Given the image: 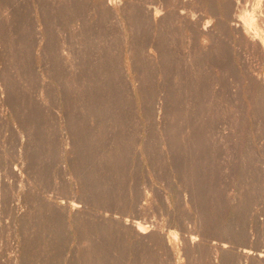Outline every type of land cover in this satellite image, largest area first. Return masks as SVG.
I'll list each match as a JSON object with an SVG mask.
<instances>
[{
	"label": "rangeland",
	"instance_id": "rangeland-1",
	"mask_svg": "<svg viewBox=\"0 0 264 264\" xmlns=\"http://www.w3.org/2000/svg\"><path fill=\"white\" fill-rule=\"evenodd\" d=\"M102 1L0 0V264H264V0Z\"/></svg>",
	"mask_w": 264,
	"mask_h": 264
},
{
	"label": "bare ground",
	"instance_id": "bare-ground-1",
	"mask_svg": "<svg viewBox=\"0 0 264 264\" xmlns=\"http://www.w3.org/2000/svg\"><path fill=\"white\" fill-rule=\"evenodd\" d=\"M53 1V0H52ZM84 1V0H83ZM102 1V0H101ZM185 1V0H184ZM191 1V0H190ZM239 1V0H238ZM259 1V0H258ZM74 2V1H73ZM103 2V1H102ZM123 1H121V3H122ZM147 2V1H146ZM254 2H256V1H254ZM79 3V2H78ZM83 3V2H82ZM234 3V2H233ZM242 3V2H241ZM95 4V3H94ZM93 4V5H94ZM140 4V3H139ZM148 4V3H147ZM147 4H145V5H147ZM187 4V3H186ZM263 4V3H262ZM87 5V4H86ZM101 5V4H100ZM128 5V4H127ZM144 5V4H143ZM142 5V6H143ZM155 5V4H154ZM218 5V4H217ZM239 5V4H238ZM237 5V6H238ZM256 5V4H255ZM103 6V5H102ZM105 6L107 7V9L109 10V11H112V12H114V13H117L118 12V9H119V7L121 6L120 5V2L118 1V0H106V2H105ZM105 6H103V7H105ZM132 6V5H131ZM140 6H141V4H140ZM182 6V5H181ZM231 6V5H230ZM91 7V6H90ZM102 7V8H103ZM105 7V8H106ZM144 7V6H143ZM142 7V8H143ZM148 7V6H147ZM151 7V6H150ZM159 7V6H158ZM219 7V6H218ZM242 7V6H241ZM262 7V6H261ZM96 8V7H95ZM121 8V7H120ZM170 8H171V6H170ZM235 8V7H234ZM238 8H240V7H238ZM258 8V7H257ZM263 8V7H262ZM124 9V8H123ZM122 9V10H123ZM137 9V8H136ZM145 9V8H144ZM151 9V8H150ZM180 9V8H179ZM184 9H186V8H184ZM194 9V8H193ZM226 9V8H225ZM248 9V8H247ZM93 10V9H92ZM121 10V9H120ZM128 10V9H127ZM131 10V9H130ZM132 10H133V7H132ZM154 10V9H153ZM169 10V9H168ZM228 10V9H227ZM232 10H233V7H232ZM95 11V10H94ZM100 11V10H99ZM137 11H138V9H137ZM145 11H146V9H145ZM160 11V10H159ZM165 11V10H164ZM180 11V10H179ZM183 11V10H182ZM186 11V10H185ZM190 12H191V10H189ZM237 11H239V10H237ZM252 11V10H251ZM257 11H259V9L257 10ZM262 11V10H261ZM91 12V11H90ZM105 12V11H104ZM103 12V13H104ZM108 12V11H107ZM106 12V13H107ZM126 12V11H125ZM130 12H132V11H130ZM130 12H129V15H132V14H130ZM134 12V11H133ZM163 12V11H162ZM193 12V11H192ZM253 12V11H252ZM255 12V11H254ZM99 13V12H98ZM111 13V12H110ZM141 13V12H140ZM167 13V12H166ZM186 13V12H185ZM184 13V14H185ZM214 13V12H213ZM216 13V12H215ZM224 13H228V12H224ZM256 13H258V12H256ZM8 14V13H7ZM99 14H101V13H99ZM133 14H135V13H133ZM142 14V13H141ZM144 14H146V13H144ZM169 14H171L170 12H169ZM191 14V13H190ZM194 14V13H193ZM200 14V13H199ZM231 14V13H230ZM5 15V14H4ZM108 15V14H107ZM107 15H105V16H107ZM111 14H109L108 16H110ZM115 15V14H114ZM138 15H139V13H138ZM143 15V14H142ZM141 15V16H142ZM147 15H148V13H147ZM153 17H152V20L155 22V20L157 19V15L156 14H151ZM7 16V15H6ZM38 16V15H37ZM104 16V15H103ZM104 16V17H105ZM108 16H107V18H108ZM113 16V15H112ZM127 16V14H125L124 15V17H126ZM145 16V15H144ZM144 16H143V18H144ZM148 16H150V15H148ZM164 16V15H163ZM192 15H190V17H191ZM196 16V15H195ZM201 16H202V14H201ZM214 16V15H213ZM229 16V15H228ZM232 16V19H233V16L234 15H231ZM242 18H243V22H244V24H245V26L246 25H248V24H250V23H252V21H253V15L251 14V13H248V12H244L242 15ZM1 17V16H0ZM118 17V16H117ZM2 18V17H1ZM3 18H4V16H3ZM2 18V19H3ZM36 18V17H35ZM106 18V17H105ZM135 18H136V15H135ZM142 17H141V19H143ZM172 18V17H171ZM177 18V17H176ZM191 18H193V17H191ZM219 18V17H218ZM225 18V17H224ZM110 19H112V18H110ZM109 19V20H110ZM131 19V18H130ZM147 19V18H146ZM151 19V18H150ZM222 19V18H221ZM229 19L231 20V18L229 17ZM236 19H238L237 17H236ZM235 19V20H236ZM258 19H259V17H258ZM1 20V19H0ZM32 20H33V18H32ZM114 20H115V18H114ZM127 20H129V18L127 19ZM148 20H149V18H148ZM152 20H150V22H152ZM162 20V19H161ZM166 20H167V18H166ZM176 20V19H175ZM4 21V20H3ZM2 21V22H3ZM107 21V20H106ZM118 21V20H117ZM131 21H132V19H131ZM147 21V20H146ZM163 21V20H162ZM191 21V20H190ZM232 21V20H231ZM241 21V20H240ZM240 21L239 22H235L236 24V28L237 29H239L238 27H237V25H239L238 23H240ZM5 22V21H4ZM29 22H30V20H29ZM78 22V21H77ZM109 22V21H108ZM110 22H111V20H110ZM112 22H113V19H112ZM175 22V21H174ZM219 22V21H218ZM230 22V21H229ZM233 22V21H232ZM231 22V23H232ZM254 22V21H253ZM258 23H259V21H257ZM36 23H37V21H36ZM114 23H116V22H114ZM114 23H112V24H114ZM130 23V22H129ZM225 24H226V22H224ZM258 23H256L257 25H258ZM4 24V23H3ZM126 24H128V23H126ZM147 24V23H146ZM151 24V23H150ZM156 24V23H155ZM194 24V23H193ZM219 24V23H218ZM221 24H223V23H221ZM225 24H224V26H225ZM2 25V24H1ZM5 25V24H4ZM34 25V24H33ZM115 25V24H114ZM123 25V24H122ZM130 25V24H129ZM190 25V24H189ZM192 25V24H191ZM205 25V24H204ZM203 25V26H204ZM207 25H208V23H207ZM227 25V24H226ZM233 25V24H232ZM38 26V25H37ZM128 26V25H127ZM183 26V25H182ZM195 26H196V24H195ZM198 26V25H197ZM197 26H196V28H197ZM228 26V25H227ZM234 26V25H233ZM149 27H151V26H149ZM155 27H157L156 25H155ZM186 27V26H185ZM192 27V26H191ZM199 27V26H198ZM217 27H219L218 25H217ZM242 27V26H241ZM118 28V27H117ZM120 28V27H119ZM220 28V27H219ZM233 28V27H232ZM236 28H234V29H236ZM244 28V27H243ZM259 28V27H258ZM257 28V29H258ZM35 29V28H34ZM41 28H39V30H40ZM132 29V28H131ZM201 29V28H200ZM206 28H204V30H205ZM217 29V28H216ZM222 29V28H221ZM226 29H227V27H226ZM233 29V30H234ZM241 29V28H240ZM247 29V28H246ZM251 29V28H250ZM256 29V28H255ZM193 30V29H192ZM195 30V29H194ZM232 30V31H233ZM196 31H198V30H196ZM195 31V32H196ZM203 31V30H202ZM207 31H209V29L207 30ZM245 31V30H244ZM244 31H243V34H245L244 33ZM253 31V30H252ZM32 32V31H31ZM41 32V31H40ZM39 31H38V33H40ZM212 32V31H211ZM203 33H206L205 31L203 32ZM234 33H235V31H234ZM259 33V32H258ZM196 34V33H195ZM198 34V33H197ZM248 34V33H247ZM253 34V33H252ZM131 34H129V36H130ZM202 35V34H201ZM214 35V34H213ZM132 36V35H131ZM206 36V35H205ZM204 36V37H205ZM207 36H208V34H207ZM252 36V35H251ZM255 36V35H254ZM254 36H252V37H254ZM28 37V36H27ZM35 37H36V35H35ZM123 37V36H122ZM197 37V36H196ZM235 37V36H234ZM207 38V37H206ZM205 38V39H206ZM213 38V37H212ZM133 39V38H132ZM204 39V38H203ZM208 39V38H207ZM206 39V40H207ZM247 39H250V37L248 38L247 37ZM253 39V38H252ZM251 39V40H252ZM263 39V38H262ZM250 40V41H251ZM256 40V39H255ZM255 40H253V41H255ZM257 40H258V38H257ZM201 41V40H200ZM252 41V42H253ZM31 42V41H30ZM33 42V41H32ZM39 42V41H38ZM206 42V41H205ZM213 42V41H212ZM248 43V42H247ZM264 43V42H263ZM35 44H36V41H35ZM39 44H40V42H39ZM197 44H199V43H197ZM207 44V43H206ZM205 44V45H206ZM261 44H262V42H261ZM32 45H33V47H34V44L32 43ZM41 45V44H40ZM38 46V45H37ZM199 46H201L200 44H199ZM64 47V46H63ZM203 47H204V45H203ZM264 47V46H263ZM50 48V47H49ZM202 48V47H201ZM37 49V48H36ZM158 50V49H157ZM263 50V49H262ZM64 51V50H63ZM59 52V51H58ZM74 52V51H73ZM150 53V52H149ZM264 53V52H263ZM61 54H63V53H61ZM151 54H152V52H151ZM34 55V54H33ZM40 55V54H39ZM128 55V54H127ZM156 56V55H155ZM128 57V56H127ZM67 60V59H66ZM64 62V61H63ZM75 62V61H74ZM130 67V66H129ZM251 75V74H250ZM256 75H257V73H256ZM261 75V74H260ZM257 78V77H256ZM262 79V82L261 83H263L264 82V75H263V77H261ZM260 80V81H261ZM3 81V80H2ZM258 82V81H257ZM41 83V82H40ZM43 85V84H42ZM264 90V89H263ZM3 91V90H2ZM3 95V94H2ZM4 96V95H3ZM264 96V95H263ZM1 97V96H0ZM2 98V97H1ZM42 98V97H41ZM47 99V98H46ZM42 100V99H41ZM1 102V101H0ZM4 104V103H3ZM23 106V105H22ZM27 106V105H26ZM2 110V109H1ZM1 110H0V113H1ZM54 110V109H53ZM40 114V113H39ZM93 114V113H92ZM20 115V114H19ZM1 117V116H0ZM0 120H2V119H0ZM7 121V120H6ZM31 124V123H30ZM52 124V123H51ZM34 125V124H33ZM67 125V124H66ZM65 126V125H64ZM52 127V126H51ZM29 129V128H28ZM29 131V130H28ZM27 131V132H28ZM31 131V130H30ZM61 131H62V129H61ZM5 134V133H4ZM63 134H64V132H63ZM5 136V135H4ZM60 136V135H59ZM48 137H50V135H48ZM63 138H64V136H63ZM65 139V138H64ZM4 140V139H3ZM2 142V141H1ZM0 142V143H1ZM4 142V141H3ZM64 143V142H63ZM67 144V143H66ZM0 145H2V147H3V144H0ZM22 147H23V145H22ZM58 147V146H57ZM29 148V147H28ZM1 149V148H0ZM40 150H41V148H39ZM62 150V149H61ZM0 151H2V150H0ZM73 151V150H72ZM12 152H14L13 151V149H12ZM19 152V151H18ZM17 152V153H18ZM43 152V151H42ZM22 153V152H21ZM1 154H2V152H1ZM0 154V155H1ZM24 154V153H23ZM29 154V153H28ZM52 154V153H51ZM53 155H55V154H53ZM19 156H22V155H20V153H19ZM25 156V155H24ZM50 156V155H49ZM45 157V156H44ZM23 160V159H22ZM28 160V159H27ZM70 160V159H69ZM67 161V160H66ZM10 163V162H9ZM22 163V162H21ZM41 165V164H40ZM6 166V165H5ZM14 166V165H13ZM18 167V166H17ZM20 167H22V166H20ZM19 168V167H18ZM22 168H24V167H22ZM14 169H15V166H14ZM17 169V168H16ZM28 169V168H27ZM5 170V169H4ZM19 170H21V169H19ZM67 170V169H66ZM12 171V170H11ZM15 171V170H14ZM17 171H18V169H17ZM3 172V171H2ZM9 172V171H8ZM13 173V172H12ZM1 174V173H0ZM15 174H17L16 172H15ZM4 175H5V173H4ZM8 175V174H7ZM19 175V174H18ZM16 176V175H15ZM9 177V176H8ZM12 177H13V175H12ZM18 177V176H17ZM23 178V177H22ZM9 179V178H8ZM11 179V178H10ZM9 179V180H10ZM2 180V179H1ZM0 180V181H1ZM21 180V179H20ZM2 182V184H3V182L4 181H1ZM1 182H0V184H1ZM1 184V185H2ZM12 187V186H11ZM0 188H2V186H0ZM4 188V187H3ZM3 188H2V190H3ZM10 188V187H9ZM193 189V188H192ZM2 190H0V191H2ZM4 191V190H3ZM32 193V192H31ZM2 194V193H1ZM4 194V193H3ZM1 196V195H0ZM55 196V195H54ZM3 198H5L4 196H2ZM26 197V196H25ZM1 198V197H0ZM10 199V198H9ZM15 200V199H14ZM61 200V199H60ZM166 200V199H165ZM63 201V200H62ZM67 201L68 200H66V202H64V203H67ZM138 201V200H137ZM51 202V201H50ZM136 202V201H135ZM1 203H2V201H1ZM70 203V202H69ZM72 203H74L73 201L71 202V204ZM186 203V202H185ZM4 204V203H3ZM2 204V205H3ZM72 205H74V204H72ZM169 205V204H168ZM75 206V205H74ZM77 206V205H76ZM80 206V205H79ZM67 207V206H66ZM57 208V207H56ZM72 208H74L75 209V207H72ZM8 209H9V207H8ZM22 209V208H21ZM58 209V208H57ZM60 209V208H59ZM64 210V209H63ZM8 211V210H7ZM10 212H12V211H10ZM149 212V211H148ZM66 214V213H65ZM64 214V215H65ZM113 214V213H112ZM197 215V214H196ZM77 216V215H76ZM105 216V215H104ZM22 218V217H21ZM113 219V218H112ZM8 220V219H7ZM22 220V219H21ZM137 222V221H136ZM121 224V223H120ZM134 224V223H133ZM72 225V224H71ZM148 225V224H147ZM123 226V225H122ZM144 226H146V225H138L137 224V230L139 231V232H141V233H144V232H146L144 229H146V228H143ZM149 229V228H148ZM151 229H153V228H151ZM147 230V229H146ZM187 231V230H186ZM170 232V231H169ZM162 233V232H161ZM180 233V232H179ZM178 232L176 233V234H179ZM149 234V233H148ZM174 234V233H173ZM181 234V233H180ZM193 234H194V232H193ZM170 235H172L171 233H170ZM175 235V234H174ZM188 235V234H187ZM192 235V234H191ZM186 236V235H185ZM171 237V236H170ZM175 237H178V236H175ZM175 237H174V239H175ZM190 237V236H189ZM192 237H193V235H192ZM167 238V237H166ZM172 238V237H171ZM162 239V238H161ZM168 239V238H167ZM166 239V240H167ZM173 239V238H172ZM177 239H179V238H176V240ZM189 240V239H188ZM192 240V239H191ZM171 241V240H170ZM170 241H168V242H170ZM173 241H175V240H173ZM216 242V241H215ZM227 242V241H226ZM175 243H176V241H175ZM180 243V242H179ZM193 243V240H192V242H191V244ZM213 243V242H212ZM217 243V242H216ZM174 244V243H173ZM218 244V243H217ZM222 243H220V245H221ZM224 244V243H223ZM168 245H169V243H168ZM167 245V246H168ZM177 245V244H176ZM175 245V246H176ZM180 246H181V244H179ZM197 245H198V243H197ZM164 246V245H163ZM170 246H171V242H170ZM189 246V245H188ZM223 246V245H222ZM225 246V245H224ZM172 247H173V245H172ZM218 247V246H217ZM197 248V247H196ZM165 249V248H164ZM220 249V248H219ZM247 249V248H246ZM199 251V250H198ZM235 251V250H234ZM240 251H242V250H240ZM191 253V252H190ZM236 253H237V251H236ZM243 253L245 254V256H247V255H250V254H256L257 256H259V257H264V253H261V252H258V253H253L252 251H248V250H243ZM189 254V253H188ZM217 254V253H216ZM75 255V254H74ZM235 255V254H234ZM240 255V254H239ZM214 256V255H213ZM242 256V255H241ZM237 257H238V255H237ZM182 258V257H181ZM236 258V257H235ZM247 258V257H246ZM75 260V259H74ZM84 260V259H83ZM220 260V259H219ZM215 261V260H214ZM16 262V261H15ZM250 262V261H249Z\"/></svg>",
	"mask_w": 264,
	"mask_h": 264
}]
</instances>
